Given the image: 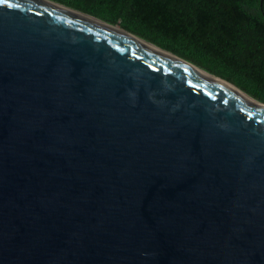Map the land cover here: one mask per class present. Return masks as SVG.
Here are the masks:
<instances>
[{
  "label": "water",
  "instance_id": "water-1",
  "mask_svg": "<svg viewBox=\"0 0 264 264\" xmlns=\"http://www.w3.org/2000/svg\"><path fill=\"white\" fill-rule=\"evenodd\" d=\"M137 36L0 2V264H264V102Z\"/></svg>",
  "mask_w": 264,
  "mask_h": 264
},
{
  "label": "trees",
  "instance_id": "trees-1",
  "mask_svg": "<svg viewBox=\"0 0 264 264\" xmlns=\"http://www.w3.org/2000/svg\"><path fill=\"white\" fill-rule=\"evenodd\" d=\"M125 28L264 102V0H55Z\"/></svg>",
  "mask_w": 264,
  "mask_h": 264
},
{
  "label": "bare ground",
  "instance_id": "bare-ground-1",
  "mask_svg": "<svg viewBox=\"0 0 264 264\" xmlns=\"http://www.w3.org/2000/svg\"><path fill=\"white\" fill-rule=\"evenodd\" d=\"M44 1L49 2V3L53 4V5H56V6H59V7H62V8H65V9H68V10H71V11H74V12H77V13H79V14H82V15H85V16H88V17H91V18L97 19V20L102 21V22H104V23H106V24H109V25H111V26H113V27H116V28H118V29H120V30H123V31H125V32H127V33H130V34H132V35H134V36H137V35H135V34L129 32L128 30H126V29L120 27L119 24H110V23H107V22H105V21L99 19L98 17H96V16H94V15H91V14H89V13H85V12H82V11L76 10V9H74V8H71V7L67 6V5H65V4H61V3H58V2H55V1H52V0H44ZM137 37H138V36H137ZM138 38H140V37H138ZM140 39H142V40H144V41L150 43L151 45H153V46H155V47H157V48L163 50L164 52H166V53H168V54H170V55H172V56H174V57H176V58H178V59H180V60H182V61H184V62H187V63H189V64H191V65H193V66H195V67H197V68H199V69H202V70H204V71H206V72H208V73H210V74H212V75L218 77L219 79H221V80L227 82L228 84H230V85L236 87L237 89H239V90L245 92L244 90H242L241 88H239L238 86H236V85L233 84L232 82L226 80L225 78H222V77H220V76H217V75H215V74H213V73L207 71L206 69H204V68H202V67H199V66L195 65V64H193L192 62H190V61H188V60H185V59H183V58H181V57H179V56L173 54L172 52H170V51H168V50L162 48L161 46H159V45H157V44H155V43H153V42H151V41H149V40H147V39H145V38H140ZM245 93L248 94L247 92H245ZM248 95H249V94H248Z\"/></svg>",
  "mask_w": 264,
  "mask_h": 264
},
{
  "label": "rangeland",
  "instance_id": "rangeland-1",
  "mask_svg": "<svg viewBox=\"0 0 264 264\" xmlns=\"http://www.w3.org/2000/svg\"><path fill=\"white\" fill-rule=\"evenodd\" d=\"M114 24V23H113ZM115 24H120L119 22H117V23H115ZM121 25V24H120ZM122 27V26H121ZM218 76V75H217ZM226 79V78H225ZM226 80H228V79H226ZM228 81H230V80H228ZM230 82H232V81H230ZM233 83V82H232ZM234 84V83H233ZM236 85V84H235ZM237 86V85H236ZM239 87V86H238ZM240 88V87H239ZM249 94V93H248ZM250 95V94H249Z\"/></svg>",
  "mask_w": 264,
  "mask_h": 264
},
{
  "label": "snow or ice",
  "instance_id": "snow-or-ice-1",
  "mask_svg": "<svg viewBox=\"0 0 264 264\" xmlns=\"http://www.w3.org/2000/svg\"><path fill=\"white\" fill-rule=\"evenodd\" d=\"M0 2H2V0H0Z\"/></svg>",
  "mask_w": 264,
  "mask_h": 264
}]
</instances>
